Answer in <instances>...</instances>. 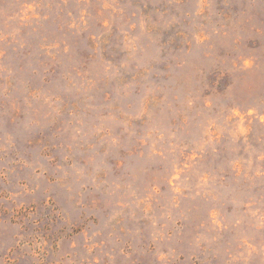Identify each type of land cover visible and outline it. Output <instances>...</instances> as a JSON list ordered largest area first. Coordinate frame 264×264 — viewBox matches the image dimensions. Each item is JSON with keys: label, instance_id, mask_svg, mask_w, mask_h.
<instances>
[{"label": "rangeland", "instance_id": "374dc122", "mask_svg": "<svg viewBox=\"0 0 264 264\" xmlns=\"http://www.w3.org/2000/svg\"><path fill=\"white\" fill-rule=\"evenodd\" d=\"M0 264H264V0H0Z\"/></svg>", "mask_w": 264, "mask_h": 264}]
</instances>
